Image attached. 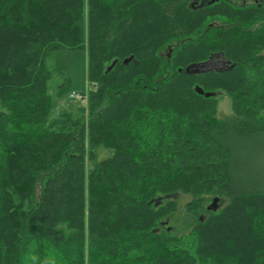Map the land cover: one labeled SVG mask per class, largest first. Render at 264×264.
<instances>
[{
	"label": "trees",
	"instance_id": "1",
	"mask_svg": "<svg viewBox=\"0 0 264 264\" xmlns=\"http://www.w3.org/2000/svg\"><path fill=\"white\" fill-rule=\"evenodd\" d=\"M194 2L0 0V264H264V0ZM67 50L86 53L87 104L69 79L50 91ZM214 59L230 66L185 72Z\"/></svg>",
	"mask_w": 264,
	"mask_h": 264
},
{
	"label": "rangeland",
	"instance_id": "2",
	"mask_svg": "<svg viewBox=\"0 0 264 264\" xmlns=\"http://www.w3.org/2000/svg\"><path fill=\"white\" fill-rule=\"evenodd\" d=\"M210 66L213 65L211 64ZM210 66L208 65L204 67V69H207ZM49 68L53 72V77L49 83V88L52 94H56L58 87L65 79H69L71 82L70 93L89 94L90 85L87 78V57L85 51L67 50L57 52L49 61ZM70 93L66 98V101L79 103V101H74L70 98ZM218 102V118H235L232 101L226 94L219 95ZM96 153L99 162L105 161L112 156V151L104 147H99L96 150ZM215 199H219L220 204H228L229 202L228 199H225V197L221 195H214L213 197H210L205 204L211 205ZM175 200L178 203V209L175 210L168 219L167 226H171L173 228L172 232L177 236L183 237L189 234L197 217L188 210V204L193 201V197L188 194L179 193L178 196L175 197Z\"/></svg>",
	"mask_w": 264,
	"mask_h": 264
},
{
	"label": "water",
	"instance_id": "3",
	"mask_svg": "<svg viewBox=\"0 0 264 264\" xmlns=\"http://www.w3.org/2000/svg\"><path fill=\"white\" fill-rule=\"evenodd\" d=\"M215 2H217V1H219V0H214ZM133 61V57H131V58H128V59H126L125 61H124V64H129V63H131ZM115 65V63L113 64V66ZM206 64L204 63V64H199V65H195L194 67H189V68H187L186 70H185V72L187 73V74H194V73H199V71H197V69H200V68H203L204 66H205ZM112 66V67H113ZM112 67H110L109 69L111 70L112 69ZM234 67V66H233ZM184 70H180V72H183ZM196 92L198 93V94H200V95H203V96H205V97H207V98H209V97H212V96H214V93H211V92H205V90H203L201 87H199V86H197L196 87ZM219 208H220V200L219 199H215L214 200V202H213V204H211L209 207H208V209L209 210H212V211H218L219 210ZM0 260H1V252H0Z\"/></svg>",
	"mask_w": 264,
	"mask_h": 264
},
{
	"label": "clouds",
	"instance_id": "4",
	"mask_svg": "<svg viewBox=\"0 0 264 264\" xmlns=\"http://www.w3.org/2000/svg\"><path fill=\"white\" fill-rule=\"evenodd\" d=\"M23 264H57V260L53 255L40 258L34 252L29 250L25 253Z\"/></svg>",
	"mask_w": 264,
	"mask_h": 264
},
{
	"label": "flooded vegetation",
	"instance_id": "5",
	"mask_svg": "<svg viewBox=\"0 0 264 264\" xmlns=\"http://www.w3.org/2000/svg\"><path fill=\"white\" fill-rule=\"evenodd\" d=\"M254 2H258L259 0H253ZM242 2L245 4V3H248V0H242ZM197 5H199L200 3L202 4L203 3V0H195V2ZM213 65V66H210V65ZM210 66V69L212 68H215V69H227L229 66H230V63L229 62H225V61H217V60H212L209 64L206 63V66ZM217 65V66H215Z\"/></svg>",
	"mask_w": 264,
	"mask_h": 264
},
{
	"label": "built area",
	"instance_id": "6",
	"mask_svg": "<svg viewBox=\"0 0 264 264\" xmlns=\"http://www.w3.org/2000/svg\"><path fill=\"white\" fill-rule=\"evenodd\" d=\"M88 94H85V96L83 94H78L75 92L70 93V98L74 101H79V102H83L84 104H87V96Z\"/></svg>",
	"mask_w": 264,
	"mask_h": 264
}]
</instances>
